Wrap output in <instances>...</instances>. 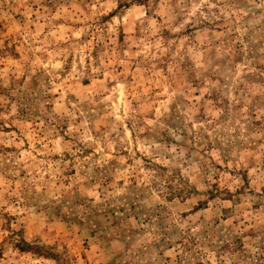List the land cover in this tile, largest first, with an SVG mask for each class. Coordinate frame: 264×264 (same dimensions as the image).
Wrapping results in <instances>:
<instances>
[{
  "label": "rangeland",
  "instance_id": "374dc122",
  "mask_svg": "<svg viewBox=\"0 0 264 264\" xmlns=\"http://www.w3.org/2000/svg\"><path fill=\"white\" fill-rule=\"evenodd\" d=\"M9 5L0 6V192L43 172L39 212H58L55 230L68 237L59 251L20 252L19 264H121L117 246L165 223L193 191L207 196L190 217H211L205 231L218 230L221 204L224 225L239 210L252 217L243 233L233 229L232 251L264 264V200L255 199L264 193V0ZM196 170L212 175L203 194ZM238 174L248 191L233 203ZM12 216L11 204L0 213ZM13 255L0 251V264Z\"/></svg>",
  "mask_w": 264,
  "mask_h": 264
},
{
  "label": "clouds",
  "instance_id": "9594fccd",
  "mask_svg": "<svg viewBox=\"0 0 264 264\" xmlns=\"http://www.w3.org/2000/svg\"><path fill=\"white\" fill-rule=\"evenodd\" d=\"M4 5H9V0H0V6ZM233 166H236L235 163ZM67 167H71V161ZM240 167H243V164ZM12 175H15V172ZM204 181L210 184L212 175L210 173L201 175L196 170L192 183L200 184L201 194L206 186ZM20 183L22 187L14 188L9 184L0 192V213L8 209L10 204L13 212V216L9 218L10 224L8 219L0 217V251L11 248L14 252V255L9 256L5 264H19L18 254L20 252L30 254L59 251L68 239L63 233L55 230L54 226L59 219L58 212L56 214L39 212L41 200L48 191L47 182L43 180V172L31 179L25 178ZM245 183L242 174H238L232 189L233 203L236 202L237 191L247 193L248 190L244 187ZM37 184H39L40 191L35 190ZM256 192H260L259 187ZM11 197L16 198L14 203L11 201ZM52 199L54 200L55 196ZM181 199L187 200V203L173 204L165 223L158 226L156 224L150 227L145 226V233L139 241H129L117 246L116 252H119L123 257L121 264H249V261L245 260L241 253L232 251L235 247L232 236L243 233L245 221L252 219L250 215L244 216V210H239L233 216L237 224L224 225L220 211L226 206L221 204L216 217L221 219L218 230L205 231L204 226L208 224L211 217L203 220L201 217H196L195 221L190 217L199 207L203 206L207 196L202 201L193 191L186 192L181 196ZM247 199L251 201L253 197L248 196ZM255 199L264 200V193ZM153 203L163 204V201L157 198ZM237 227H239V233H234L233 229ZM190 240L194 242V247L189 244ZM49 245L51 248H48ZM116 252H113V255Z\"/></svg>",
  "mask_w": 264,
  "mask_h": 264
}]
</instances>
